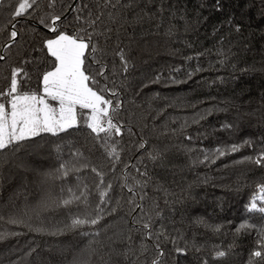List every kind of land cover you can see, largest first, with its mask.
<instances>
[{
	"label": "trees",
	"instance_id": "1",
	"mask_svg": "<svg viewBox=\"0 0 264 264\" xmlns=\"http://www.w3.org/2000/svg\"><path fill=\"white\" fill-rule=\"evenodd\" d=\"M60 7L57 4V11ZM121 11L123 18L112 26L113 39L102 58L108 66V86L118 92L114 102H122L116 119L125 126L123 135L114 138L120 162L115 171L105 175V182L113 184L120 204L113 202L109 207L115 206L116 211L104 215L98 225L86 226L88 231L101 234L97 240L102 242L103 259L97 258L96 264H113L116 259H109V239L119 242L131 236V247L139 253L143 236L141 212L132 208L139 203L148 209L153 201L159 204L163 216L156 221L153 231L163 224L170 237L160 240L165 253L161 264H201L205 258L209 264H246L248 253L255 246V232L237 235L235 228L244 218V205L256 191L257 183L264 182V168L234 161L255 156L264 148V0H219V11L217 0H137L135 8ZM137 13L140 19L134 21ZM236 24L241 26L239 33L235 31ZM17 27L21 35L10 48H4L8 43L7 31L0 34V55L7 58L0 61V91L7 90L11 66L21 65L25 58L51 59L39 51L42 40L50 33L35 21ZM221 37L225 38V47H231L233 52L224 66L218 63L216 54ZM119 48L125 49L130 62L126 73L116 55ZM200 53L203 55L198 56ZM88 63L85 62L86 67ZM197 65L203 71L187 79V72ZM24 67L29 72L25 88L37 90L40 85L33 71L35 65ZM92 71L94 74L95 66ZM172 76L184 82L173 83ZM218 77L224 78L223 83ZM225 124L232 128H224ZM128 127L134 134L127 132ZM69 132L59 136L44 133L23 142L15 153L0 155V160L12 161L0 164V208L14 206V211L30 214L36 210L39 221L34 217L33 227L42 221L50 231L67 222L64 209L54 204L46 209L39 207V174L57 165V146L65 153L69 147H79L94 164L102 165V170L110 167L103 148L86 128L81 126ZM189 136L191 140L186 139ZM141 139L147 144L138 150ZM245 139H250L253 146L241 147L215 163H200L202 150L210 153L217 147L226 149ZM153 147L168 148L164 167L147 158ZM136 167L146 170L148 176H140ZM81 175L87 177L90 185L97 179L87 170ZM125 176L130 185L134 178L149 179L145 189L148 195L143 201L139 199V188L136 197L120 188ZM90 199L93 204L98 202L95 194ZM129 199L134 203L130 205ZM198 217L209 224L222 225L220 233L196 224ZM252 218L253 222H261L258 213L252 214ZM4 230L19 233L0 242V260L5 264L8 258L19 260V264H64L65 257L70 259L88 239L79 235L80 230L53 236L30 231L25 225L0 223V231ZM154 243V239L144 241L148 252L140 256L137 264L155 256ZM228 245H233L231 253L221 261L213 260L214 249H227ZM118 247L123 249L124 245ZM176 247L186 248L187 255L177 254ZM196 247L201 251L196 252ZM134 259L131 255L128 260L121 257L120 264H132Z\"/></svg>",
	"mask_w": 264,
	"mask_h": 264
},
{
	"label": "snow or ice",
	"instance_id": "2",
	"mask_svg": "<svg viewBox=\"0 0 264 264\" xmlns=\"http://www.w3.org/2000/svg\"><path fill=\"white\" fill-rule=\"evenodd\" d=\"M136 3L137 0H70L68 3H65V0H0V34L5 31L8 33V43L4 48H10L18 42V37L21 35L18 25L35 21L50 33L42 40L39 51L45 52L46 57L51 58L44 61L37 57L25 58L21 61V65L10 67L7 90L0 91V155L6 152L15 153L23 142L41 134L47 133L53 136H59L61 133L70 134L69 130L80 129L83 126L88 130V135L101 145L104 157L110 162V167L105 171L102 170V165L94 164L81 148L69 147L65 153L57 146V165L41 172L38 178L41 188L39 207L46 209L50 204H54L67 213V222L54 226V230L50 231L42 221L33 227L34 217L39 221V212L36 210H31L30 214V211L25 210L14 211V206H9L8 209L0 208V223L25 225L30 231L53 236L80 230L79 235L88 239L70 259L65 257L64 264H96L97 258L103 259L100 255L103 250L102 242L97 240L101 234L99 231H88L87 227L98 225L104 215L115 212V206L109 207L113 202L116 205L120 204V197L115 193L113 184L105 182V175L107 172L115 171L116 165L120 162V152L116 147L118 142L114 138L123 135L122 130L125 126L116 119L122 102L119 99L114 102L113 98L118 96V92L108 86L106 75L108 66L102 58L107 52L109 41L113 39L112 26L123 18L121 10L133 9ZM57 4L61 6L59 11ZM217 10L219 11V0H217ZM139 19L137 13L134 21ZM234 28L237 33L241 31L239 24ZM32 31L35 32L36 29L33 28ZM116 31L118 32V29ZM219 44L216 49L218 63L224 66L233 52L231 47H225L224 37L220 38ZM116 55L119 57L123 72L126 73L130 62L125 49L119 48ZM6 59L5 55H0V61ZM188 59L191 60L193 57ZM86 61H89L87 67ZM29 64L35 65L33 71L38 76L40 87L35 91L25 88L29 72L24 65ZM93 66H95L94 74ZM200 71L203 69L197 65L193 71L187 72V79H191ZM112 74L115 75V68ZM159 79L160 77L157 76L156 80ZM170 79L173 83L184 82L177 81L174 76ZM218 79L223 83V77ZM223 127L230 129L232 125L225 124ZM127 132L134 134L131 127L127 128ZM186 139L191 140L192 137ZM146 144L147 141L141 139L138 150L144 149ZM244 146L252 147L253 142L245 139L241 144H231L226 149L217 147L210 153L202 150L204 156L200 163L206 161L215 163L216 159L238 152ZM167 152V147H153L147 153V158L153 163L159 161L160 166L164 167ZM244 162L264 168V148H261L255 156L249 155L234 161V163ZM4 163L10 164L12 161L0 160V164ZM127 167L128 165H125V168ZM86 170L94 173L97 178L91 185L86 182L87 177L81 175ZM136 171L142 177L148 176L147 171H141L139 167H136ZM70 177H74V180H70ZM127 181L128 177L125 176L120 188L127 189L132 197L138 195L136 188H139L141 193L139 199L143 201L148 195L145 189L149 185V179L134 178L132 185ZM94 194L98 196V202L93 204L90 197ZM128 203L131 205L134 201L129 199ZM137 208L141 212L139 222L140 230L143 231L139 253L137 254L131 247V236L119 242L109 239V259L116 258L113 264H120L121 257L128 260L130 255L135 257L132 264H137L140 256L148 252L144 241L153 239L155 240L153 249L156 254L150 261L145 260L144 264H161V259L165 255L160 240L170 239L168 231L163 224L157 231H153L156 221L163 219L159 204L153 201L152 205L145 209L143 204L138 203L132 211ZM254 213L259 214L261 222H253ZM242 216L244 218L236 226L235 233L251 235L253 231L255 232V246L249 251L246 264H264V182L257 183L256 191L244 205ZM195 223L215 233H220L223 227L219 224H209L202 217L196 218ZM15 235L19 233L0 231V242ZM118 245H124V248L120 249ZM232 249L233 245H228L227 249L217 247L213 252V260L221 261L231 253ZM195 251L200 252V247H196ZM175 252L179 255H187L186 248L176 247ZM28 255H31V252ZM0 264H5V261L0 260ZM7 264H19V260L8 258ZM201 264H209L208 259H203Z\"/></svg>",
	"mask_w": 264,
	"mask_h": 264
},
{
	"label": "rangeland",
	"instance_id": "3",
	"mask_svg": "<svg viewBox=\"0 0 264 264\" xmlns=\"http://www.w3.org/2000/svg\"><path fill=\"white\" fill-rule=\"evenodd\" d=\"M50 103H53V104H55V102H50Z\"/></svg>",
	"mask_w": 264,
	"mask_h": 264
},
{
	"label": "crops",
	"instance_id": "4",
	"mask_svg": "<svg viewBox=\"0 0 264 264\" xmlns=\"http://www.w3.org/2000/svg\"><path fill=\"white\" fill-rule=\"evenodd\" d=\"M51 102V101H50Z\"/></svg>",
	"mask_w": 264,
	"mask_h": 264
}]
</instances>
